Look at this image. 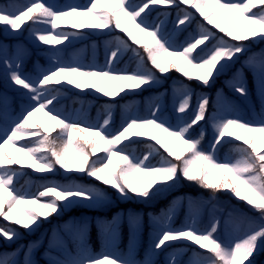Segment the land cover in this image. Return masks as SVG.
<instances>
[{
  "label": "snow or ice",
  "instance_id": "6c2138e0",
  "mask_svg": "<svg viewBox=\"0 0 264 264\" xmlns=\"http://www.w3.org/2000/svg\"><path fill=\"white\" fill-rule=\"evenodd\" d=\"M150 5L177 8L176 31L182 30L178 25H186V22L190 25L196 19L195 13L189 8L195 9L206 24L201 22L195 34H190L184 44L177 45L163 30V20L158 24L149 23L145 10ZM181 5L188 8H181ZM142 13L145 15L142 16ZM162 14L171 15L168 11ZM26 21H32L33 25L51 26L45 30L48 34L37 36L39 41L47 45L62 44L78 34L53 32L61 24H68L73 29L108 30V34L119 30L127 39L120 35L113 37L110 44L114 46L106 54L105 67L57 62L54 67L30 78L15 70L18 65L14 67L11 63L8 64L12 69L10 80L26 90L24 94L30 103L19 117L11 121L3 136H0V217L34 231L33 225L38 228L41 218L58 215L77 203L87 202L94 206L107 199L103 191L81 184L45 185L34 199H25L14 182L21 173L11 167L22 164L25 157L29 161L27 167L36 171L53 172L59 165L68 172L84 173L95 178L115 189L124 198H129L131 193L148 199L157 195L161 187H171L169 181L175 183L183 178L212 190L213 194L230 190L236 198L246 202L257 213V218L248 221L250 230L242 238L228 241L217 235L219 221H213L204 231L191 226L172 229L168 225L174 213L166 212L164 217L157 218L160 233L153 245L152 254L162 249L166 242L186 240L205 250L204 253L197 252L195 255L198 258L190 260V264H244L245 261L253 264L249 257L258 248L264 249V115L256 123L238 116L218 118L214 123L215 138L210 150L205 151L201 147L203 131L198 137H192L189 133L194 125L206 118L209 106L207 96L198 99L192 119L181 126L174 127L162 120L157 115V106L149 117H130L115 132L109 131L112 119L110 110L99 126H85L79 121L62 116L56 110L54 101L58 102L59 95L72 88L81 92L94 90L115 99L126 90L135 92L142 86L158 83L159 78L153 68L160 73H167L172 68L189 80L209 86L210 81L215 83V78L227 72L240 55L249 52L248 46L240 42H255L257 38L264 41V0H142L139 4L135 0H89L88 5L83 7L67 5L60 9L44 0H30L19 8L0 6V24L17 30ZM207 25L224 35H218ZM129 40L144 50L152 67L145 64L144 57L138 48L130 46ZM128 51L137 58L136 69L132 72L115 71L112 65ZM246 66L258 77V88L264 96V56L258 60L249 57ZM192 70L196 75H192ZM229 83L237 93L247 96V86L242 77L235 75ZM178 91L180 99L177 111L183 114L189 109L194 93L184 86H180ZM38 113L42 114L38 118L39 122L34 119ZM57 129L59 133L52 136L51 133ZM131 137H148L155 144L147 145L149 152L142 158H137L128 151V144L118 147ZM25 140L28 142L19 143ZM226 144L233 145L235 159L229 158L221 162L215 153ZM6 147L14 149L19 155L6 151ZM160 149L167 155L161 153ZM101 152L104 153L103 157L89 163L90 157ZM186 153L191 155L185 158ZM153 155L160 156L158 165L147 163ZM216 173L221 175L216 176ZM158 184L161 187H155ZM25 204H38L43 211L19 208ZM257 219L259 223L256 222ZM141 220L138 214L130 216V228L138 230ZM98 227L106 238L112 239L119 221L113 217L112 220L101 221ZM87 228L86 222L73 223L67 227L66 231L71 232L78 240L79 248L75 256L69 253L68 259H57L55 264H137L132 259L108 253L92 254L86 244ZM18 235L16 229L8 225L0 226V236L3 238L12 240ZM168 246L171 247V243ZM0 264H10V261L0 258ZM24 264H33L30 254L25 256ZM142 264H154V261L147 257ZM170 264H178L175 256L171 258Z\"/></svg>",
  "mask_w": 264,
  "mask_h": 264
},
{
  "label": "rangeland",
  "instance_id": "374dc122",
  "mask_svg": "<svg viewBox=\"0 0 264 264\" xmlns=\"http://www.w3.org/2000/svg\"><path fill=\"white\" fill-rule=\"evenodd\" d=\"M30 0H0V6H7L9 8L23 7ZM45 3L53 4L57 9L65 8L67 5H79L81 7L88 5L89 0H44ZM137 4L142 0H135ZM181 8H187L185 5H181ZM189 10V9H188ZM164 11L174 12L175 20L170 21V15L164 16ZM254 11H256L254 9ZM178 9L175 7H167L163 5H150L149 9L145 10L147 13V19L150 24H158L163 20V30L169 34L175 44L182 45L190 34H195L198 30V25L203 21V18L199 16V13L195 12L196 19L193 20L190 27L186 25H178L181 31H176L175 26L178 24L177 17ZM142 13V16L145 15ZM206 24V22H204ZM50 25L37 24L33 25L32 21H26L22 23L21 28L17 30H11L10 26L0 24V136L8 129L11 121L21 114L22 110L29 105L28 97L24 94L26 90H23L20 86L14 85L10 80L11 68L8 64L11 63L14 67L18 65L15 70L19 71L22 76H28L35 78L39 73L46 71L47 69L54 67L57 62L80 64L84 67H105L106 66V54H109L110 47L114 46L110 44L113 41V37L119 34V30L108 34V30H94V29H73L68 24H61L55 31L76 32L77 35L71 36L68 40H65L59 45H47L37 38L38 34H48L46 29H50ZM213 32L223 36V33H219L218 29H215L211 25H207ZM124 34V33H123ZM183 34V37H180ZM185 35V36H184ZM226 39H230L225 37ZM235 43V41H233ZM259 42V44L257 43ZM208 43V42H206ZM248 46L249 52L247 54L240 55L239 59L232 65L231 68L225 73L220 75V79L215 78V82L221 84L217 89V102L215 103V110L211 111L209 115H206L205 120L196 124L199 130L208 133V147L212 145L215 138V121L223 116H238L245 121L253 123L258 122L260 117L264 115V96L261 95L258 85L259 80L254 71L246 66V61L249 57H255L257 60L264 56V41H260L258 38L255 42L252 40L243 41ZM133 48H138L136 45H130ZM203 47V46H201ZM139 50V49H138ZM199 50V49H198ZM115 71H127L132 72L137 67V58L133 56L131 51L126 52L118 62L112 65ZM192 75H196L192 70ZM235 75H239L243 78L247 86V96H243L237 93L231 86ZM159 82L152 86H142L141 89L135 90V92L126 90L120 93L115 99L105 97L102 93L95 92L94 90H78L76 95H71L70 91L62 92L58 97V102L54 101L56 110L62 114V116L68 117L70 120L79 121L83 125H95L102 124L104 118H106L107 112L110 110L112 114L109 131H118L121 126L125 124L130 117H149L158 106L159 111L157 115L168 124L172 126H181L185 121L191 120L193 113L196 109L198 99L202 96L212 97L213 92L207 91L206 87H213L214 83L210 81L209 86H202V84L196 80L197 85H191L188 82L173 78L169 73H163L160 75ZM251 83V85H250ZM180 86L187 87L194 95L190 101V107L185 113L181 114L177 111V106L180 99V93L178 91ZM71 87V86H69ZM173 91L172 99H167V93L169 90ZM147 90L145 95H142L139 99H146V107L143 109L139 104V99H127L128 96H134L137 93H141ZM161 90V91H160ZM159 91V93H157ZM252 92L257 97V103L253 98ZM126 99L123 101V96ZM149 97V98H148ZM109 100L112 102L119 101L116 104L108 105L101 100ZM119 105V106H118ZM99 111L98 116L94 121L90 120L89 115L94 108ZM118 108L124 116V121L114 123V119L117 115ZM42 114L38 113L37 117H34L37 122L38 118ZM195 125V126H196ZM59 133V129L52 132V136H56ZM32 139V138H29ZM136 141V142H130ZM2 142V141H0ZM28 140L20 141V144L27 143ZM131 143V145L129 144ZM133 143V144H132ZM240 143V142H238ZM125 144L129 145L128 151L137 158H142L149 152L147 145L155 144L154 141L148 137H131L129 141H124L118 147H124ZM157 147H159L157 145ZM219 150L215 155L218 158ZM6 151H11L13 155H19L15 153L14 149L6 147ZM163 153V149H160ZM167 155V153H163ZM104 153H97V156L90 157L89 163L96 160L98 157H103ZM223 162L229 158H218ZM160 161L159 155H153L149 158L147 163L152 165H158ZM29 161L27 158H23V162L20 165H13L11 167L19 170L21 175L18 177L16 189L22 192L25 199H34L39 191L43 190L45 185H65V184H81L85 186L94 187L89 184H84L76 180H69L71 175L79 172H68L61 169L59 165L56 166L53 172H39L32 168L27 167ZM75 163V160L72 162ZM25 169H29L25 172ZM28 171V170H26ZM85 177H88L84 173H80ZM216 176H220V173H216ZM22 176H24L22 178ZM168 184L171 187L156 185L155 187H161V191L148 199L137 197L134 194L129 193V198H124L117 193L113 188L109 190L107 188H97L106 194V201L99 205L90 206L87 202L77 203L74 206L65 209L60 214H53L47 219L41 218L39 227L34 231H30L15 225L9 221L0 217V226L8 225L18 232V237H13L12 240H7L0 236V258L7 259L10 264H24L25 256L30 254V258L33 264H55L57 259L65 260L69 258V253L75 256L79 248V242L76 237L66 231L67 227L73 223H84L88 225L87 234L95 225L98 227L99 223L104 220H112L115 217L119 221V227L112 239L106 238L101 230L99 237L102 241V251H94L90 244H86L94 255H101L108 253L115 257L124 259H132L137 264L147 258L151 257L154 264H170V260L175 256L178 264H190V260L197 259L196 253H204L205 250L200 249L197 245L190 241L181 240L174 242H166V245L156 250L155 254H152L153 245L157 240L160 227L157 225V218H162L165 214H148V222L144 221V208L145 207H157L158 205H166L167 212L174 213L172 220L168 227L172 229L188 228L189 226L196 228L199 231H204L209 228L213 221L220 222V229L217 235L222 240L231 241L233 239L242 238L249 230L250 226L248 221L257 218V213L254 212L246 202L239 200L230 192V190H221L215 194H185L182 191H178L181 186V181L172 182ZM155 191V188L153 189ZM42 200L48 198H41ZM164 201V203H162ZM73 207H83L91 212L85 215L70 214ZM20 209L28 208L34 209L36 212H41L38 204H25L20 205ZM69 214V215H68ZM111 214V216H109ZM133 214H138L142 220L138 230H134L129 226V217ZM179 214L184 215V220L176 225V217ZM259 223L258 219L256 221ZM128 228L127 240L124 244L126 247L122 248V241L124 237L121 235L123 226ZM146 227H152L148 235V241L143 252V256L139 257L138 249L141 246L140 239L141 234L144 233ZM71 235L70 246L64 240L65 235ZM171 243V247L168 246ZM249 260L253 264H264V249L258 248L254 251L253 255L249 257ZM244 264H248L245 261Z\"/></svg>",
  "mask_w": 264,
  "mask_h": 264
},
{
  "label": "trees",
  "instance_id": "16d2710c",
  "mask_svg": "<svg viewBox=\"0 0 264 264\" xmlns=\"http://www.w3.org/2000/svg\"><path fill=\"white\" fill-rule=\"evenodd\" d=\"M174 18V16L172 17ZM120 36L124 37L125 39H127V37L125 35H123L122 33H120ZM129 44H133L130 40L128 41ZM259 44V42H257ZM135 45V44H133ZM138 47V46H137ZM139 52L141 53V55L144 57V60H145V64L148 66V67H152L150 62H148L147 60V55L146 53L144 52V50L142 48H139ZM153 71L156 73V75H160V72L156 69L153 68ZM170 74L173 75V76H177L178 78L182 79L183 81H186V82H189L190 84H195V82L193 80H189L187 79L186 77H184L182 75V73L176 71L175 69H172L170 68L169 70ZM219 87V84L218 83H215V85L213 86V88H207L208 90L207 91H212V92H215V90ZM71 93L73 95H75L77 93V90L76 89H73L71 90ZM173 93V91H171L168 95H167V98L170 99L171 97V94ZM139 98L142 97V95H138ZM136 96H128L127 99H135V98H138ZM126 99V97L123 96V101ZM102 102L108 104V105H111V104H116L118 102L121 101H116L115 103L112 102V101H109V100H101ZM141 101V107L144 108L145 106V100L144 99H140ZM216 102V95L215 93L212 94V99L209 101V106H208V109H207V112L206 113H209L211 110H214V104ZM119 106V105H118ZM99 114V111L97 110V108L95 107L91 114L89 115L90 117V120L91 121H94L95 118L98 116ZM123 115H122V112H121V109L118 108V112H117V115H116V121H120V120H123ZM201 131H199L198 127H193L191 130H190V135L192 137H198L200 135ZM207 141H208V136L207 134L204 133V138H203V142H202V145L201 147L205 150V151H208V147H207ZM238 143V142H236ZM191 154L190 153H186L185 154V158H188ZM220 156L221 158L225 157V156H229L231 159H235V152H234V148H233V145L231 144H226L223 148H220ZM169 159H173L172 157L169 158ZM179 163V162H177ZM203 163V162H201ZM70 179H75L76 181H79V182H82L84 184H89V185H92L94 187H97V188H107V189H110L108 186L104 185L103 183L95 180L94 178H89V177H85L83 175H80L78 173H74L71 175V178ZM181 181V188H180V191L184 192L185 194H199V193H204V194H213L212 190L210 189H205L203 187H201L198 183L196 182H193V181H188L186 179H183L181 178L180 179ZM81 210V213H79L78 210ZM85 212H91L90 210H87V209H84L83 207H74L72 210H71V213L70 214H75V215H78L79 214H84ZM166 209H163V208H155V207H152V208H147V215L149 213H162V214H166ZM69 215V214H68ZM109 216H111V214H109ZM181 219L182 217H178L177 218V223H180L181 222ZM145 221L148 222V217L145 216ZM126 226V225H125ZM93 230L96 231L95 235L92 236V240L90 243H92V245H94V247H96L97 249H100V240H98V229L97 227L94 225L93 226ZM147 232L149 230V228L147 227ZM127 229L125 228V230L123 231V236L125 237V239H127ZM145 240L147 241V238L145 237V235L143 234L142 235V243H144V245L146 244ZM140 251L142 252L143 251V248L140 249Z\"/></svg>",
  "mask_w": 264,
  "mask_h": 264
}]
</instances>
